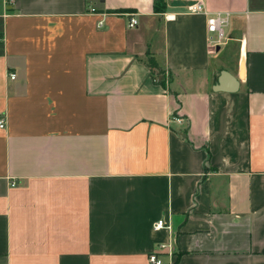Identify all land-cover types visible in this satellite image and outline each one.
<instances>
[{
    "label": "crops",
    "instance_id": "obj_1",
    "mask_svg": "<svg viewBox=\"0 0 264 264\" xmlns=\"http://www.w3.org/2000/svg\"><path fill=\"white\" fill-rule=\"evenodd\" d=\"M203 1L220 49L188 0H0V264H264V0Z\"/></svg>",
    "mask_w": 264,
    "mask_h": 264
},
{
    "label": "built area",
    "instance_id": "obj_2",
    "mask_svg": "<svg viewBox=\"0 0 264 264\" xmlns=\"http://www.w3.org/2000/svg\"><path fill=\"white\" fill-rule=\"evenodd\" d=\"M193 2L188 7V12L192 14H203L207 16V30H208V42L211 49L216 50L220 49L223 45L226 44L227 36H226V28L229 26L232 14L228 12H218V13H209L205 7L203 0H188ZM138 24L135 18H131L129 22V27H135ZM102 26V23H100ZM11 79L14 80L16 78L15 74L10 75ZM177 121H181L177 119ZM5 121H0V128H4ZM14 186V184H12ZM165 227L164 221L160 220L154 225V230H160ZM165 246H159L157 250L150 254L149 262L150 264H164L160 258V251L164 249Z\"/></svg>",
    "mask_w": 264,
    "mask_h": 264
},
{
    "label": "trees",
    "instance_id": "obj_3",
    "mask_svg": "<svg viewBox=\"0 0 264 264\" xmlns=\"http://www.w3.org/2000/svg\"><path fill=\"white\" fill-rule=\"evenodd\" d=\"M155 10L157 12H165L166 10V4H165V0H156L155 3ZM151 64L154 65L151 61Z\"/></svg>",
    "mask_w": 264,
    "mask_h": 264
},
{
    "label": "water",
    "instance_id": "obj_4",
    "mask_svg": "<svg viewBox=\"0 0 264 264\" xmlns=\"http://www.w3.org/2000/svg\"><path fill=\"white\" fill-rule=\"evenodd\" d=\"M225 77H227V74H225ZM230 85L232 84V81L228 82Z\"/></svg>",
    "mask_w": 264,
    "mask_h": 264
}]
</instances>
